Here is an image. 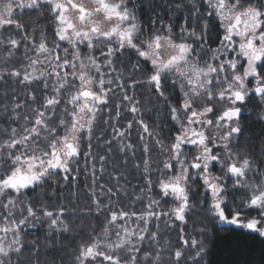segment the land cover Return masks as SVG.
Returning <instances> with one entry per match:
<instances>
[{
  "label": "snow or ice",
  "instance_id": "6c2138e0",
  "mask_svg": "<svg viewBox=\"0 0 264 264\" xmlns=\"http://www.w3.org/2000/svg\"><path fill=\"white\" fill-rule=\"evenodd\" d=\"M55 254L264 264V0H0V264Z\"/></svg>",
  "mask_w": 264,
  "mask_h": 264
},
{
  "label": "trees",
  "instance_id": "16d2710c",
  "mask_svg": "<svg viewBox=\"0 0 264 264\" xmlns=\"http://www.w3.org/2000/svg\"><path fill=\"white\" fill-rule=\"evenodd\" d=\"M156 2L159 3V4H163V3H164V0H156ZM25 19H27V18H25ZM80 179H81V181H83V180H84V177L81 176ZM29 231H31V230H29ZM221 235H224V233H221ZM29 238H31V237H29ZM174 238H175V237H174V235H173V239H174ZM257 252H258V249H257ZM55 258H56V260H57V264H59L60 255H59V254H55ZM64 261H65V264H67V257H66V256H64Z\"/></svg>",
  "mask_w": 264,
  "mask_h": 264
},
{
  "label": "rangeland",
  "instance_id": "374dc122",
  "mask_svg": "<svg viewBox=\"0 0 264 264\" xmlns=\"http://www.w3.org/2000/svg\"><path fill=\"white\" fill-rule=\"evenodd\" d=\"M18 12L20 11V10H17Z\"/></svg>",
  "mask_w": 264,
  "mask_h": 264
}]
</instances>
